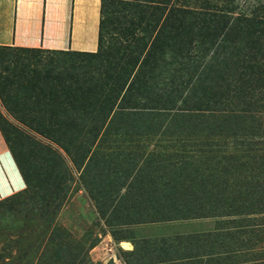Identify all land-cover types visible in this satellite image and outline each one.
Segmentation results:
<instances>
[{"label":"rangeland","instance_id":"obj_1","mask_svg":"<svg viewBox=\"0 0 264 264\" xmlns=\"http://www.w3.org/2000/svg\"><path fill=\"white\" fill-rule=\"evenodd\" d=\"M106 1L125 19L96 55L0 50V121L30 186L0 203V264H137L121 241L155 222L191 231L186 264H264V19L240 16L264 0ZM151 45L176 72L146 66L144 102L120 103L111 78L132 81Z\"/></svg>","mask_w":264,"mask_h":264},{"label":"crops","instance_id":"obj_2","mask_svg":"<svg viewBox=\"0 0 264 264\" xmlns=\"http://www.w3.org/2000/svg\"><path fill=\"white\" fill-rule=\"evenodd\" d=\"M104 3L103 15V0H0V47L96 55L102 50L103 39L109 33L105 34V30L111 27L112 33L115 31L113 26H123L120 21L125 19L108 18L107 1L104 0ZM188 8L185 4L178 5L180 10L190 11ZM126 32L129 36L135 33L130 29ZM139 45L140 43H132L130 47L134 52L132 56H140L145 51L140 49ZM150 48L149 53L146 51L143 54L147 56L145 60L135 67L132 81L123 82L122 74L111 78L112 85L120 91L118 98L120 103L138 106L144 102L143 94L138 93L136 84L138 72L146 66H151L148 59L155 55V53L153 56L150 55L155 47L151 45ZM163 59L164 57L160 56V62L157 61L151 66L154 70L160 71L159 76L161 77L163 73L176 72L172 68L174 63L163 62ZM177 63L179 65V62ZM118 66L121 70L124 69L123 66ZM136 78L137 82L134 83ZM119 108L118 106L113 109V114ZM125 108L137 110V107ZM26 187L0 125V202L23 192ZM169 223L171 222L137 225L136 229L139 231L136 237L133 240H122V249L127 256H135L137 264H140L139 261H144L143 264L188 263L191 260L190 254L197 251L192 243L194 239L187 235L191 231H186L183 226L173 225V222Z\"/></svg>","mask_w":264,"mask_h":264},{"label":"trees","instance_id":"obj_3","mask_svg":"<svg viewBox=\"0 0 264 264\" xmlns=\"http://www.w3.org/2000/svg\"><path fill=\"white\" fill-rule=\"evenodd\" d=\"M202 5V4H201ZM104 6H105V3H104V0H103V15L105 14L104 13ZM215 5H213L210 1H208V4H207V7H208V13H211V14H213V16H218V17H222V16H224L225 14H229V13H233L232 11L233 10H235V8H233L232 9V5H228V6H226V8L224 9H221L222 10V12H220V10L219 9H217V10H213V7H214ZM244 9H242V10H240V16L241 17H243L247 22H249L250 20H252V19H250V18H252L253 16H255V17H262L263 19H264V2H259V4L257 5V4H255V6L252 8V6H244L243 7ZM246 8H247V10H246ZM238 9H239V7H238ZM197 10H201V11H206V10H204V7L203 6H201V8H198ZM251 10V11H250ZM221 13V15H219ZM210 14V15H211ZM253 15V16H252ZM0 50H6V51H11V50H23V51H31V52H34V51H37V50H29V49H23V48H5V47H0ZM0 125H1V128H2V130H3V132L5 133V136H6V138H7V141H8V143H9V145H10V148H11V144H10V141H9V138H8V136H7V134H6V131H5V129H4V127H3V125H2V123H1V121H0ZM246 135H249V134H246ZM14 155V154H13ZM14 158H15V160H16V162H17V165L19 166V168H20V171H21V173H22V175H23V178H24V180H25V182H26V189L24 190V191H27L28 189H29V185H28V182H27V177H26V175H25V173L23 172V170L21 169V167H20V164H19V162H18V158L16 157V156H14ZM23 191V192H24ZM22 193V192H21ZM20 194V193H19ZM17 195V194H16ZM15 196V195H14ZM13 197V196H12ZM11 198V197H10ZM7 199H5V200H3V201H1L0 203H2V202H4V201H6ZM8 200H9V198H8Z\"/></svg>","mask_w":264,"mask_h":264}]
</instances>
